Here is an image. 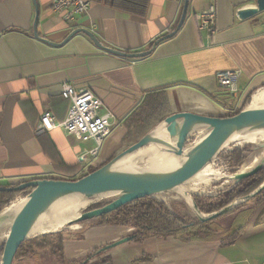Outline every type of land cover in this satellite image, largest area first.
Returning a JSON list of instances; mask_svg holds the SVG:
<instances>
[{
  "label": "crops",
  "instance_id": "crops-1",
  "mask_svg": "<svg viewBox=\"0 0 264 264\" xmlns=\"http://www.w3.org/2000/svg\"><path fill=\"white\" fill-rule=\"evenodd\" d=\"M86 1L88 11L77 14L71 27L53 11V0H0V183L72 180L92 172L130 146L125 145V121L152 92H166L171 114L226 116L264 89V11L246 19L238 14L256 6L257 0H190L180 30L156 47L158 38L176 29L185 0H150L145 17ZM209 4L217 8L211 34L200 29L198 18ZM80 28L92 31L110 48L128 53L153 50L146 57L130 58L100 48L83 32L67 39ZM231 69L241 71L236 94L217 79L219 71ZM66 81L92 90L102 100L100 112L110 113L111 133L95 154L94 140L79 141L59 125L70 107L62 96ZM48 110L57 127L39 132L41 116ZM258 215L261 218L247 223L245 234L234 242L179 232L119 245L107 254L112 264H264V207ZM87 224L59 231H66L67 259L133 233L123 226ZM14 264L60 263L49 248H37L20 254Z\"/></svg>",
  "mask_w": 264,
  "mask_h": 264
},
{
  "label": "water",
  "instance_id": "water-1",
  "mask_svg": "<svg viewBox=\"0 0 264 264\" xmlns=\"http://www.w3.org/2000/svg\"><path fill=\"white\" fill-rule=\"evenodd\" d=\"M189 1L190 0H185L183 13L176 29L171 33L161 37L160 40L172 38L180 30L187 16ZM261 11H264V0H257L256 6L240 10L238 14L240 18L246 19ZM37 22L38 21L36 18L34 23L35 36L39 37L36 31ZM80 32L88 35L100 48H103L104 50L119 56L143 58L150 55L153 50L149 49L142 52L128 53L118 49L110 48L104 46L92 31L84 28L75 29L67 37V39H70ZM44 40L47 41L46 39ZM160 40L155 41L153 47H156ZM256 120H264V105L246 106L238 114L233 116H208L191 112L172 114L160 125L164 124L168 132V137L177 141V153L179 155H183L185 153L187 159L183 167L165 174H140L125 171H115L110 167L114 161L125 154L134 152L142 147L147 146L153 140L152 132L154 129L160 126L158 125L139 141L118 153L109 162L78 179L67 180L36 178L24 181L17 187L11 188L1 186L0 190H23L29 187H33V190L25 198V203L22 205L12 220L7 237L2 243L4 245V249L0 264H13L20 245L27 238L31 237V228L38 214L45 208V206L51 204L59 196L70 193L84 194L89 197H94L106 192H114L113 194H115L114 200L101 208L92 210H86L87 207L83 208V212L78 213L76 217H73L66 222V225L70 226L80 222L88 221L93 218L101 217L102 215L115 211L127 203L134 202L135 200L172 191L175 187L185 184L201 170H203L208 164L217 159L229 143L231 135L237 128H240L249 122ZM200 127H206L208 133L198 142L195 141L193 145L188 146V142L190 141L191 137H193L192 134L194 130ZM258 147H264V143L262 145H258ZM263 167L264 162L256 165L250 171H239L238 173L233 174L235 179L234 181L239 182L243 179H246L258 172ZM263 188L264 183L247 198L253 197ZM192 200L194 208L198 212V217L202 221L222 215L236 204L234 203L230 207L213 214H202L194 199ZM132 239L133 236L123 237L112 244L107 245L106 248L119 246L123 243L131 241Z\"/></svg>",
  "mask_w": 264,
  "mask_h": 264
},
{
  "label": "trees",
  "instance_id": "trees-1",
  "mask_svg": "<svg viewBox=\"0 0 264 264\" xmlns=\"http://www.w3.org/2000/svg\"><path fill=\"white\" fill-rule=\"evenodd\" d=\"M92 1L106 4L114 9L139 17L146 16L150 4V0ZM160 39L161 37L158 38V40ZM256 92L257 91L254 93ZM250 100L251 96L247 98L241 109L231 112L229 116L238 114L250 103ZM171 115L169 101L165 91H155L148 94L141 105L125 121L128 128V133L125 138V145H131L139 141L155 126L163 123ZM258 148L260 147L253 146L249 141L234 142L223 150V153L219 155L218 159L221 157L226 163L230 164L231 174L228 175H233L239 171H243L247 166L250 165L252 162V155L254 154L255 150L257 151ZM113 158L114 157L110 158L109 161ZM263 162L264 157L261 159L260 163ZM104 164L100 165L99 167L103 166ZM99 167L92 169L91 171H94ZM232 182H234V185H229L227 188L225 187L227 190H225L223 193L219 192L214 196L194 195V199L196 200V203L200 209L205 213L213 214L230 205L235 199L248 197L264 183V167L246 179H243L239 182ZM18 185H20V183L7 185L0 183V187L2 186L12 188L17 187ZM32 190L33 187L23 190H0V212L7 206L11 205L18 197L26 198L32 192ZM23 198H21V200ZM253 199L256 200L258 204L264 205V188L254 195L252 200ZM113 200L114 198L96 200L92 202L86 208V210L101 208ZM241 206H243V204L238 206L236 205L228 212L232 213L236 209L241 208ZM217 217L205 221H202L199 218L198 221L196 220L194 222H190L186 218L168 209L164 202L159 201L152 196H148L135 200L134 202L127 203L115 211L102 215L99 217L98 222L101 225L115 224L130 226L133 230V233L129 235L133 236L131 241L141 242L151 237L167 238L176 235L179 232L191 233L192 230L197 226L209 224V222L214 221ZM243 228L245 227L236 229L233 234L228 235L224 242H234L242 234H245L246 230ZM209 230L212 231V228ZM63 241L64 236L59 231L44 235L39 234L38 236L27 238L20 245L14 261L20 254L29 255L37 248H49L50 251H52V253L56 256L60 264H107L113 263V257L111 253H107L112 252L118 247L115 246L106 248L107 245H103L101 247L94 248L81 257L67 259L64 254ZM3 249L4 245L2 244L0 246V261L2 259Z\"/></svg>",
  "mask_w": 264,
  "mask_h": 264
},
{
  "label": "bare ground",
  "instance_id": "bare-ground-1",
  "mask_svg": "<svg viewBox=\"0 0 264 264\" xmlns=\"http://www.w3.org/2000/svg\"><path fill=\"white\" fill-rule=\"evenodd\" d=\"M251 105H264V89H261L254 94ZM152 133L154 134L153 140L147 146L120 157L111 164V169L114 170L119 168L125 172L130 171L132 173L140 174H165L183 167L187 156L185 153L183 155H179L177 153V141L168 137L166 126L164 124L160 125L154 129ZM207 133L208 130L206 127H200L195 129L192 135H196L197 138L194 140L198 142ZM240 141H249L253 146L262 145L264 143V120L252 121L240 128H237L231 135L227 146ZM142 149L146 150L150 157ZM259 151L264 152V147L257 149L256 154L252 157V162L243 171H250L258 163H260L262 157L258 158L260 155ZM222 178H229L233 181L235 180L233 175H225L219 170L210 169L207 165L185 184L175 187L172 191L177 192L190 206H194L192 200V196L195 194L194 192H198L199 190H203L202 192H204V190L211 186L213 182L219 181ZM113 193L114 192H106L94 197H89L79 193H70L59 196L51 204L45 206V208L38 214L31 228L30 235L33 233L43 234L51 232V230L53 232L59 226L64 224L66 220L68 221L71 218L76 217L77 214L80 213L81 209L88 207V205L92 202L104 198L111 199L115 197V194ZM25 201V198H23L22 201L14 202L0 212V230L2 228L9 229L13 218ZM49 207L50 212L46 216L42 217V213ZM53 215L54 217L50 220L44 219L45 217L47 218L48 216ZM7 234L3 236V238L5 237L6 239ZM0 239H2V237H0Z\"/></svg>",
  "mask_w": 264,
  "mask_h": 264
},
{
  "label": "built area",
  "instance_id": "built-area-1",
  "mask_svg": "<svg viewBox=\"0 0 264 264\" xmlns=\"http://www.w3.org/2000/svg\"><path fill=\"white\" fill-rule=\"evenodd\" d=\"M86 0H53L52 9L62 15L68 25L74 27L76 15L84 14L89 9ZM217 8L215 4H209L202 12L198 13L200 29L208 33L215 31ZM239 69L219 71L217 79L221 86L230 93H238L237 80L240 76ZM62 96L70 101V107L64 121L59 125L68 133L75 135L79 141L94 140L97 146L91 150L95 154L103 141L111 133L110 113L102 114V100L90 89H77L72 83L66 81L62 85ZM57 127L56 117L50 110L41 116L38 127L39 132L51 131ZM83 160L86 159L82 155Z\"/></svg>",
  "mask_w": 264,
  "mask_h": 264
},
{
  "label": "rangeland",
  "instance_id": "rangeland-1",
  "mask_svg": "<svg viewBox=\"0 0 264 264\" xmlns=\"http://www.w3.org/2000/svg\"><path fill=\"white\" fill-rule=\"evenodd\" d=\"M252 97L250 100V103L247 105H251L252 103ZM153 130V129H152ZM151 130V131H152ZM153 134V133H152ZM196 135H193V137H191L190 141L188 142V146H191L194 144L195 140H196ZM195 139V140H194ZM229 147V146H227ZM144 150V149H142ZM147 155L148 152L146 150H144ZM256 150L254 152V154L252 155V157L256 154ZM223 153V152H222ZM260 155L258 156V158L260 157H264V152L259 151ZM221 155V154H220ZM149 156V155H148ZM150 157V156H149ZM219 157V156H218ZM260 160V159H259ZM210 169H216L221 171L222 173H224L225 175L231 174L230 173V164L226 163L225 160H223L221 157L220 159H215L212 163L208 164ZM113 167V166H112ZM114 169V168H113ZM126 169V168H125ZM116 171H122L119 168L118 169H114ZM126 172H130V171H126ZM227 181V182H226ZM233 180L229 179V178H222L219 181L213 182L211 184V186H209L208 188H206V190H204V192H202L203 190H199L198 192H194L195 194H193V199H194V195H200V196H214L219 192H225V190H227L226 188L229 185H234V182H232ZM229 183V184H228ZM228 184V185H227ZM226 187V188H225ZM159 195V196H157ZM154 198H156L159 201H162L166 204V206L168 207V209H170L171 211L179 214L180 216L186 218L187 220H189L190 222H194V221H198L199 217H198V212L197 210L194 208V206H190L184 198H182L177 192L175 191H168V192H164V193H160V194H156L155 196H152ZM21 198L23 197H18L14 202L17 201H22ZM115 198V197H113ZM253 197L247 198H238L235 199L230 205H228L227 207L223 208L226 209L228 207H230L231 205H233L234 203H236L233 207H235L236 205H242L241 208L236 209L234 212L230 213L228 211H230V209L225 212L224 214H222L221 216L217 217L214 221L209 222V224H205V225H201V226H197L196 228H194L192 230L191 233H185L183 232L185 235L189 236L190 238H194L198 237V238H207L210 235V239L212 241H214L216 238L221 240H225L228 235L233 234L236 229H241L242 227H245L243 229H248L249 226L247 225V223H251L253 224L254 220H259L261 218V216L259 217V213L263 211V204H258V202L256 200H252ZM106 199V198H104ZM249 199V200H248ZM103 200V199H101ZM194 201L196 202V200L194 199ZM13 202V203H14ZM92 202V201H91ZM197 207L199 208L200 212H202V214H209V213H205L203 212L200 207L198 206V204L196 203ZM232 207V208H233ZM86 208V207H85ZM231 208V209H232ZM222 209V210H223ZM84 210L81 209L80 212H83ZM221 211V210H220ZM50 212V207L45 210L42 213V217L46 216L48 213ZM219 212V211H218ZM258 215V216H257ZM54 217L53 216H48L47 218L45 217V220H50ZM98 218H93L88 220V224H95V225H100V226H105V225H113V226H123V227H128L132 230V228L130 226H124V225H115V224H99L98 222ZM67 221V220H66ZM66 221L64 222V224H62L61 226H59L57 229H55L56 231H60L63 227L66 226ZM212 228V231H210L209 229ZM59 229V230H58ZM8 228H2L0 230V237H2V239H0V245L4 242L5 237L3 238V236H5L8 233ZM54 230V231H55ZM52 231V230H51ZM53 231V232H54ZM77 231V230H76ZM80 231V230H79ZM66 232V231H65ZM65 232H60L63 236ZM47 233H51V232H47ZM46 233V234H47ZM69 233H75V231H69ZM40 233L37 234H31V237H34L33 235L38 236ZM40 234V235H44ZM209 234V235H208ZM131 235V234H130ZM129 236V235H128ZM216 242V241H215ZM131 243H135L134 241L131 242H126L120 246H126L129 245ZM81 257V256H80Z\"/></svg>",
  "mask_w": 264,
  "mask_h": 264
}]
</instances>
